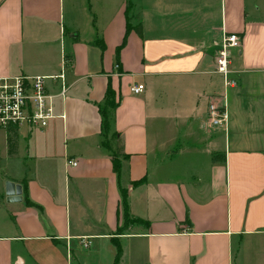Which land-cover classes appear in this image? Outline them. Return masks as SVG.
<instances>
[{"label":"crops","instance_id":"obj_1","mask_svg":"<svg viewBox=\"0 0 264 264\" xmlns=\"http://www.w3.org/2000/svg\"><path fill=\"white\" fill-rule=\"evenodd\" d=\"M19 74L48 76L65 118L15 130L11 156L33 164L11 180L21 201L0 190V264H115V241L117 264H264V0H0V76ZM109 89L120 177L102 144ZM225 92L227 130L208 122Z\"/></svg>","mask_w":264,"mask_h":264},{"label":"built area","instance_id":"obj_2","mask_svg":"<svg viewBox=\"0 0 264 264\" xmlns=\"http://www.w3.org/2000/svg\"><path fill=\"white\" fill-rule=\"evenodd\" d=\"M241 46V37L237 33H225L216 55V72L221 74L227 90L236 87L237 81L231 77V51ZM44 75H12L0 76V130L9 131L21 127L44 129L50 126L58 117L56 112V95L49 91L47 80ZM61 80L59 96L65 99L67 85L65 72L51 76ZM143 84H135L131 87L134 94L144 91ZM208 122L213 128L228 129L229 114L226 104V92L220 99H212L208 107ZM67 164L77 165L75 161Z\"/></svg>","mask_w":264,"mask_h":264},{"label":"trees","instance_id":"obj_3","mask_svg":"<svg viewBox=\"0 0 264 264\" xmlns=\"http://www.w3.org/2000/svg\"><path fill=\"white\" fill-rule=\"evenodd\" d=\"M132 7V0H127V8L130 9ZM127 30L130 29V24H127ZM140 35H142L141 26L135 27ZM117 103H115L114 93L110 89L107 91L105 103L99 106L101 116H102V135L103 142L102 144L111 151L113 167L114 171L118 177L121 176V168H122V158H125L127 155L124 153V147L122 141L120 140L119 133L114 131L111 136L110 133L112 131L113 119H114V110L116 109ZM13 130V131H12ZM16 129H10L8 132V143H9V154L12 155L16 152L17 149V131ZM142 182V181H139ZM138 182H135L136 185ZM121 203L124 211V225L127 226L133 220L130 219L129 214V206H128V191L126 189L121 188ZM122 227L118 230L120 231ZM117 246V255L115 259V264L121 258L122 250L121 246L117 241H115Z\"/></svg>","mask_w":264,"mask_h":264},{"label":"rangeland","instance_id":"obj_4","mask_svg":"<svg viewBox=\"0 0 264 264\" xmlns=\"http://www.w3.org/2000/svg\"><path fill=\"white\" fill-rule=\"evenodd\" d=\"M231 52H235V50L232 49ZM212 97L214 100H216V99H220L221 95H214L211 96V98ZM38 138L40 137H37L36 140L40 141ZM20 143L25 145L29 142L24 141L22 139ZM8 151H9V143H8V136L6 134V130H0V190L1 191L4 189V187L7 188V184L11 182V180H15L14 178H21L22 176L29 174L31 166L33 164V160L28 158L24 159L22 155L18 158H14L9 154ZM174 165L177 164L175 163Z\"/></svg>","mask_w":264,"mask_h":264},{"label":"water","instance_id":"obj_5","mask_svg":"<svg viewBox=\"0 0 264 264\" xmlns=\"http://www.w3.org/2000/svg\"><path fill=\"white\" fill-rule=\"evenodd\" d=\"M22 185L9 182L7 184L6 193L8 201H21L22 200Z\"/></svg>","mask_w":264,"mask_h":264}]
</instances>
